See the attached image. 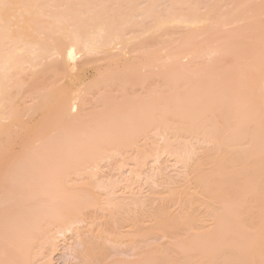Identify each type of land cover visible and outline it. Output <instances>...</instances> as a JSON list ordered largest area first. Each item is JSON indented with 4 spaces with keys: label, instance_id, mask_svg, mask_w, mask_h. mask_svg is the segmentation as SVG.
<instances>
[{
    "label": "bare ground",
    "instance_id": "bare-ground-1",
    "mask_svg": "<svg viewBox=\"0 0 264 264\" xmlns=\"http://www.w3.org/2000/svg\"><path fill=\"white\" fill-rule=\"evenodd\" d=\"M162 156L189 186L143 177ZM91 210L100 238L169 239L114 264H264V0H0V264H51Z\"/></svg>",
    "mask_w": 264,
    "mask_h": 264
},
{
    "label": "rangeland",
    "instance_id": "rangeland-1",
    "mask_svg": "<svg viewBox=\"0 0 264 264\" xmlns=\"http://www.w3.org/2000/svg\"><path fill=\"white\" fill-rule=\"evenodd\" d=\"M81 64H82L81 61H77L74 63L73 66H75V69H77V68H80ZM104 64H105V62H103V61H100L97 63V65L101 66V67H103ZM84 69H89V67H85ZM90 73H92V71H90ZM49 82L50 81H47L45 85H48ZM67 83H68V80L66 78H63L62 80H60L58 82L57 86L58 87H64L67 85ZM31 103H32L31 98H28L27 104L30 105ZM26 120H27V118L23 119V121H26ZM201 153H202V151H201V149H199L198 155L199 154L201 155ZM157 164L153 165L151 160H149L147 162L146 166L143 168V173H142V175H144L143 177L145 178V176H147V177L152 178L153 176H156V175H158V173H160L164 177L163 179H165V180L171 179L172 180L173 185L169 186V188L173 187L171 189L178 190V189H182L181 186H185V187L189 186L188 182L183 183V181L181 180L182 179L181 176H183L181 174H182V172L184 173V170L181 167L182 166L181 164H176L173 159H171L167 156H162L159 159ZM117 167H118V165L116 164L115 160L103 162L100 165V169H99L96 180H98L100 182H103V181L109 182L110 180L115 181V178L118 175H120L119 177H127L128 176V174H129L128 169H130L131 166L124 167L123 169L121 168L118 171H117ZM158 168H160V169H158ZM157 170H159V171H157ZM181 170H182V172H180ZM120 171H121V173H120ZM178 174H179V176H177ZM122 175H124V176H122ZM118 178H116V179H118ZM163 179L162 180L156 179V181H157L156 185L152 183L153 182L152 180L149 181L150 179H148L146 181L144 180L146 183L142 181L138 184L139 187H138V185L137 186L135 185L134 188L132 187L134 189V193L137 192L134 194V196H130V195H128V193H127L128 196L126 194L124 196L126 198L131 197L132 199L137 198V200H140L143 198H145V199L149 198V202L147 203L148 206L146 204L147 209H146V207L144 209L149 211V212H154V209H156V207L158 208L159 207L158 204H160V202H161V201H158L157 199L160 197H163L165 192L167 193V190H169L168 186L166 187V185H165L166 188H164V184L162 183ZM153 185H155L157 187L155 188ZM175 185L177 188L175 187ZM164 189H166V190L164 191ZM178 191H180V190H178ZM146 200H148V199H146ZM170 205L171 206H168L167 211L171 212V213L177 212L178 204L175 203V204H170ZM195 211H196L195 215L197 216V220L199 218H201L202 220L205 221V223L202 224V225H204L203 228L204 227L206 228V226L209 227L211 224L210 223L211 220L207 217H203V216H205V215H203L204 214L203 207L200 208L197 206ZM90 212L92 213L91 215H90ZM90 212H88V216H87V218H89V220L86 221L85 224L81 223V224L77 225L72 230V232L66 233L65 238H64L65 240L64 239L58 240L56 251L53 253L54 255L51 256V260H52L51 264H94V263L95 264H110V263L112 264L114 261H115L114 263H117V261L118 262H121V261L127 262V261H132L139 254L141 255V254L145 253L147 250L153 249V247H154V249L160 248L159 253L164 252L166 250V248H168L167 240L169 241V239L166 238V236H163L160 234H157L156 236L151 237L149 240H144V239L140 240L139 239L136 243L135 242L134 243L133 242H127V243L126 242L125 243L120 242V243H118L119 241L116 242V241H113V240H110L107 238H100L99 236H97L98 227L103 226L104 223L107 224L110 221L109 213L106 210H98L96 214L92 210ZM93 213H94V215H93ZM132 214L130 216H132ZM126 217H127V215H126ZM126 217H124V218H126ZM205 219H207V220L209 219L208 222ZM92 220H95V221H93L94 224L92 223L89 225V223L92 222ZM144 220H145L144 218H141V221H143V224L141 225L142 227L149 225V223H148L149 220L146 219L145 220L146 223H144ZM120 223L124 224L125 226H123L124 228L123 227L120 228L119 231L121 230V232L125 233L127 231L130 232L132 230V229H130L131 227L127 225V223H124L123 221H121ZM90 226L92 227V229L90 228ZM93 226H95V227H93ZM192 231H189V233H191ZM189 233H185L184 236L188 235ZM91 246H94L96 248L99 247L101 249V251H100V254H101V260L100 261L101 262L100 263H98V262L89 263L88 261L84 262V260L82 259V257H81L82 252H84L85 250L88 249V247H91ZM44 253H45V251H44Z\"/></svg>",
    "mask_w": 264,
    "mask_h": 264
},
{
    "label": "snow or ice",
    "instance_id": "snow-or-ice-1",
    "mask_svg": "<svg viewBox=\"0 0 264 264\" xmlns=\"http://www.w3.org/2000/svg\"><path fill=\"white\" fill-rule=\"evenodd\" d=\"M5 7H8L7 5H5Z\"/></svg>",
    "mask_w": 264,
    "mask_h": 264
}]
</instances>
